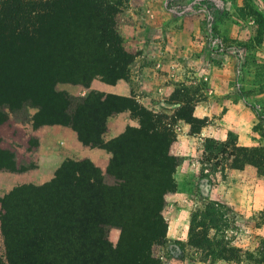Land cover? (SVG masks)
<instances>
[{
  "label": "rangeland",
  "instance_id": "obj_1",
  "mask_svg": "<svg viewBox=\"0 0 264 264\" xmlns=\"http://www.w3.org/2000/svg\"><path fill=\"white\" fill-rule=\"evenodd\" d=\"M96 6L103 12L104 25L95 18ZM58 17L68 31V41L86 45L88 50L93 46V34L106 30L111 39L110 56L97 57L94 53L90 64L101 69L108 80L118 77L111 68L112 63L118 65L124 77L118 81L135 85L139 91L132 96L133 105L117 102L114 108L123 104L135 109L127 111L134 129L152 123L162 136L153 140L171 141L169 155L180 163L174 174L175 186L165 195L161 211L167 223L166 243L154 246L153 256L163 264H264V173L243 164L227 169L225 178L222 168L217 169L216 176L210 175V181L201 175L206 139L231 140L245 148L264 147V0H91L87 7L75 1L65 11L59 10ZM94 81L104 82L102 77ZM78 88L82 89L80 94L72 92ZM56 89L76 99L92 92L73 83H61ZM141 95L145 98L139 99ZM96 104L91 101L89 108L95 109ZM36 113L30 109L31 116ZM190 114L203 122L201 133H192L191 124L183 118ZM1 120L0 148L12 153L19 168L27 172L35 164L37 142L33 138L27 146L23 135L28 129L23 133V127L27 123L37 127L33 121L17 123L8 110H0ZM105 133L102 139L106 145L112 139ZM109 163L100 168L108 187L116 182L107 174ZM0 164L10 166L4 157ZM31 187L18 186L15 190L19 192L12 196V190L0 192V264H10V245L19 253L33 254L28 245L31 226L39 227L46 202ZM61 189L66 193L68 187ZM207 201L224 205L229 223L224 241L237 250L239 260L208 261L202 250L189 245L191 215ZM83 220L95 222L91 213ZM66 221L75 223L78 219ZM104 229V238L116 248L121 229L114 225ZM71 237V250L62 252L66 259L78 255L74 232ZM99 239V230L97 234L93 230L87 252H96Z\"/></svg>",
  "mask_w": 264,
  "mask_h": 264
},
{
  "label": "trees",
  "instance_id": "obj_2",
  "mask_svg": "<svg viewBox=\"0 0 264 264\" xmlns=\"http://www.w3.org/2000/svg\"><path fill=\"white\" fill-rule=\"evenodd\" d=\"M75 1L84 7L91 5V0L0 2V110H8L17 123L33 121L37 128L71 127L85 146L104 148L112 154L107 174L116 182L110 187L105 185L103 171L90 160H68L51 182L37 188L23 185L33 186L29 189L46 202L40 211L44 219L38 228L31 226L28 245L33 254L19 253L10 245L8 261L10 264H163L153 256V247L166 243L167 223L161 211L165 195L175 186L174 174L180 163L169 155L171 141L165 144L153 140L162 136L152 123L148 127L142 124L140 129L128 127L124 134L104 144L102 135L107 130L108 117L135 110L123 105H133V97L92 91L87 97L76 99L67 92L57 91L61 83L90 88L97 77L111 85L124 78L116 64L112 63L111 68L118 77L108 80L101 69L89 62L94 53L97 57L110 56L111 39L105 29L93 34L95 39L90 50L86 45L76 46L68 41V31L61 25L58 12L65 11ZM94 12L97 21L104 25L102 10L96 6ZM84 40L88 42L86 36ZM91 101L97 102L94 111L89 108ZM117 102L123 104L114 108ZM32 108L37 110L34 116L30 114ZM183 118L191 124L192 133H201L204 127L201 120L193 114ZM3 157L10 166L4 168L0 164V169L25 171L19 168L12 153L0 148V159ZM201 164V175L209 181L210 175L216 176L218 168H222L221 175L225 178L227 169H238L243 164L264 173V147L245 148L231 140L206 139ZM62 187H68L66 193ZM18 192L19 189L12 190L11 196ZM223 208L219 202L207 201L191 215L189 245L202 250L208 261L239 260L237 250L227 247L224 241L229 223ZM88 213L93 214L95 222L83 220ZM69 218H76L78 222L68 223ZM109 225L121 229L116 248L104 238V228ZM93 230L95 234L99 230L100 239L96 252L89 253L86 246L91 243ZM72 232L77 237L78 255L66 259L62 252L71 250Z\"/></svg>",
  "mask_w": 264,
  "mask_h": 264
},
{
  "label": "crops",
  "instance_id": "obj_3",
  "mask_svg": "<svg viewBox=\"0 0 264 264\" xmlns=\"http://www.w3.org/2000/svg\"><path fill=\"white\" fill-rule=\"evenodd\" d=\"M137 87L123 80L111 85L101 81H94L89 91H96L105 95H115L119 97L130 98L136 95ZM73 93H81L82 89H74ZM145 98L139 96V99ZM264 108V107H263ZM15 126L17 124L13 121ZM134 125L129 112H121L108 117L106 122L107 132L105 135L109 139H115L125 133L128 127ZM22 126V125H21ZM26 128L28 129L26 131ZM23 136L27 137V146L34 138L37 147L34 148L33 160L35 164L27 172H0V192H10L18 186L34 185L43 186L51 182L57 171L68 160L76 161L90 160L94 162L98 168H105L112 157V154L101 149L91 150L85 146L78 138L77 132L71 127L63 125H44L35 129L32 124H26L23 127ZM15 151L14 149H11ZM18 162V161H17ZM19 164V162H18Z\"/></svg>",
  "mask_w": 264,
  "mask_h": 264
}]
</instances>
